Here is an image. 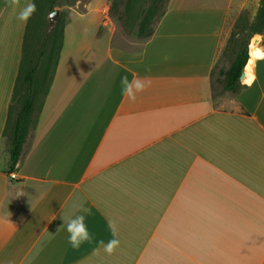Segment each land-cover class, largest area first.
<instances>
[{"label":"crops","instance_id":"1","mask_svg":"<svg viewBox=\"0 0 264 264\" xmlns=\"http://www.w3.org/2000/svg\"><path fill=\"white\" fill-rule=\"evenodd\" d=\"M260 1L167 0L136 46L115 13L130 22L138 0H88L64 26L10 171L30 21L16 17L29 0H0V264H264V36L251 40L239 93L214 97L212 84L234 26ZM123 76L152 83L133 102ZM77 198L94 235L78 250L61 218ZM110 220L111 255L96 243L112 239Z\"/></svg>","mask_w":264,"mask_h":264},{"label":"rangeland","instance_id":"2","mask_svg":"<svg viewBox=\"0 0 264 264\" xmlns=\"http://www.w3.org/2000/svg\"><path fill=\"white\" fill-rule=\"evenodd\" d=\"M88 0H35V4L37 7L36 13L31 17V31H29L28 41H29V49L25 53V64L24 68L31 66L33 62L36 60V56L39 48H41L42 43L47 44L45 48V57H44V65L40 68V72L44 73V87L46 86V82L48 81L51 73L53 72L55 59L58 53V47L61 42V34L64 25L70 21L72 15L75 12H83L86 9V2ZM105 1V0H102ZM167 0H138L139 6L142 7L144 4V9L148 11L147 16L149 18V23L145 26V32H149L153 26L156 24L157 20L160 17V14L165 8ZM139 7L135 9L134 13H132L130 22H126L123 19L125 16H121L120 7H116L115 16L118 21V30L123 33L126 37L129 38V42L133 43L136 46H140L146 39V37H139L138 33L142 28V20L146 17V13H141ZM154 9V10H150ZM150 10V11H149ZM57 11V22L54 25H51L50 22V14ZM152 15V16H151ZM241 19L250 20V17L244 15ZM49 36L47 37V35ZM245 36H239L235 32L234 37L230 39L229 45L226 51L221 56L218 61L214 74L212 76V84L214 87V97L218 96L219 93L223 90V77L219 75L220 70H227L236 52L239 49L241 39ZM28 45V44H27ZM45 46V45H44ZM130 48H133L130 46ZM25 88H21L19 92L21 96H23V92Z\"/></svg>","mask_w":264,"mask_h":264},{"label":"trees","instance_id":"3","mask_svg":"<svg viewBox=\"0 0 264 264\" xmlns=\"http://www.w3.org/2000/svg\"><path fill=\"white\" fill-rule=\"evenodd\" d=\"M142 12L146 13V17H144V19L142 20V28L140 29L138 35L139 37H146L147 39L152 35L153 29L155 27L154 25L149 32H145V26L149 23L150 14L153 11L149 13V17L147 16V10L143 8L141 13ZM241 18L234 26L231 38L234 37L235 32L239 36H243L244 34L245 36L241 39L239 49L236 52L230 67L227 70L219 71V75L223 77V90L234 94L239 93L243 89V86L240 82V77L241 73L244 71L249 61V45L251 43L252 38L256 34L264 36V0L260 1L259 8L253 20L250 21ZM30 23L31 18L26 28L25 53L29 49V31L32 33ZM63 29L61 34V42L59 44L57 57L55 59L54 69L57 64L59 52L63 43ZM48 36L49 34L47 35V37ZM46 47L47 44H44L43 42L41 48H39L38 50L36 60L33 62V64L24 68L25 62H23L22 69L20 71L18 87L16 89V100H18L17 103L18 105H20V110L16 116L15 121L10 124V171L15 170V167L19 162L20 156L22 154L23 145L29 133L30 120L35 107V95L38 94V90H41L44 87V73L40 72L39 70L44 65L43 61L45 57ZM53 72L51 73L48 81L46 82V86L44 87V93L46 92V89L52 78ZM39 74H43V76L40 77ZM22 87L25 88L23 96H21L19 93Z\"/></svg>","mask_w":264,"mask_h":264},{"label":"clouds","instance_id":"4","mask_svg":"<svg viewBox=\"0 0 264 264\" xmlns=\"http://www.w3.org/2000/svg\"><path fill=\"white\" fill-rule=\"evenodd\" d=\"M9 3L13 8L20 7V0H9ZM36 11L37 7L34 0H29L28 3L20 8L16 18L24 25H27V22L34 15V13H36ZM151 83V80H142L137 77H134L133 80L129 81L127 76H123L120 81L121 93L130 101L135 102L137 94L150 87ZM71 208L73 211H71L67 216L62 213V226H66V231L69 234L68 243L71 248L78 250L85 243L91 244L94 241V235L89 230L86 223V217L91 215V209L85 207V203L79 198L73 201ZM107 226L112 235V239H110L106 244L103 240L96 241V243L98 246H103L104 251L111 255L120 245V240L117 238L116 223L110 220L108 221Z\"/></svg>","mask_w":264,"mask_h":264},{"label":"water","instance_id":"5","mask_svg":"<svg viewBox=\"0 0 264 264\" xmlns=\"http://www.w3.org/2000/svg\"><path fill=\"white\" fill-rule=\"evenodd\" d=\"M57 15H58V12L57 11H55V12H53V13L50 14V22H51V25H54L57 22ZM245 76H246V72L243 71L241 73L240 81H243L244 78H245Z\"/></svg>","mask_w":264,"mask_h":264},{"label":"bare ground","instance_id":"6","mask_svg":"<svg viewBox=\"0 0 264 264\" xmlns=\"http://www.w3.org/2000/svg\"><path fill=\"white\" fill-rule=\"evenodd\" d=\"M259 41V39H257V42ZM255 43V42H254ZM257 46H258V44L257 43H255L254 45H253V47L251 48V50H252V54H253V56L255 57L256 56V54H257ZM252 69V68H251ZM249 67H248V73H251V70ZM247 73V72H246Z\"/></svg>","mask_w":264,"mask_h":264}]
</instances>
